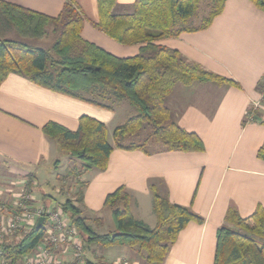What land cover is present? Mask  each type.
<instances>
[{
  "label": "trees",
  "instance_id": "obj_1",
  "mask_svg": "<svg viewBox=\"0 0 264 264\" xmlns=\"http://www.w3.org/2000/svg\"><path fill=\"white\" fill-rule=\"evenodd\" d=\"M250 1L264 12V0ZM226 2L210 0L207 13L196 20L201 0H135L134 10L128 14L114 13L118 0H98L99 18L93 25L120 44L140 45L138 53L121 57L82 36L86 17L75 0H67L57 16L0 0L5 22L22 37L44 39L51 27L54 34L50 49L0 39V86L11 73H16L43 88L106 110L113 111L116 104L127 101L137 111L114 129L112 140L106 123L85 114L79 117L75 130L54 121L42 128L60 151L82 162L67 168L66 175L74 177L78 184L75 197H68L56 207L77 227L85 252L94 243L105 247L129 245L139 247L148 263L162 264L180 232L191 221L204 222L191 206L171 202L151 185L157 221L150 227L133 216L131 193L122 185L104 201V206L112 210L115 230L100 234L83 215L88 181L82 177L93 168L104 171L117 148L141 150L148 155L161 151H205L202 138L173 119L166 105L167 96L177 83L240 85L160 41L209 28ZM258 88L264 98V77ZM253 121L264 124L256 107L247 111L243 125ZM257 156L264 160V143ZM31 183L30 180L28 187ZM94 221L103 223L102 218ZM44 232V227L38 229L35 225L21 233L19 239L2 243V258L18 264L38 247ZM111 263L103 257L92 259L85 254L83 264ZM214 264H264L263 205H258L248 217L241 216L236 206H229L225 223L217 230Z\"/></svg>",
  "mask_w": 264,
  "mask_h": 264
},
{
  "label": "crops",
  "instance_id": "obj_2",
  "mask_svg": "<svg viewBox=\"0 0 264 264\" xmlns=\"http://www.w3.org/2000/svg\"><path fill=\"white\" fill-rule=\"evenodd\" d=\"M5 1L57 16L67 0ZM75 1L86 17L82 31L85 39L117 56L138 53L140 45L120 44L93 25L99 18L98 0ZM134 3L135 0H118L114 13H131ZM0 28L2 32L15 31L8 24H1ZM24 39L37 43L34 38ZM160 43L235 80L240 87L215 82L181 83L182 86L177 83L167 96L166 105L182 128L202 138L205 151H161L148 155L141 150L117 148L104 171L89 170L92 176L84 179L88 181L85 205L97 210L104 206L109 193L125 185L137 205H146L151 199L153 208L151 185H155L171 202L191 206L204 218L203 223L191 221L180 232L162 264H214L217 230L225 223L229 206H236L243 217L253 214L258 205L264 206V160L257 156L264 143V124L253 121L243 125L251 107H256L258 117L264 119V98L258 88L264 77V12L250 0H227L223 12L209 28ZM84 114L108 126L116 118V109L106 110L48 90L16 73L7 77L0 86V206L12 207L30 180L31 185L37 186L42 169L52 167L59 176L60 150L42 128L54 121L75 130ZM70 159L68 162L76 164V160ZM14 178L16 183H7ZM45 198L43 195L42 199ZM34 204L49 207L38 204L37 196ZM131 210L135 218L155 226L156 216L150 209L137 215L131 201ZM130 249L141 264L144 252ZM85 254L90 257L87 251Z\"/></svg>",
  "mask_w": 264,
  "mask_h": 264
},
{
  "label": "rangeland",
  "instance_id": "obj_3",
  "mask_svg": "<svg viewBox=\"0 0 264 264\" xmlns=\"http://www.w3.org/2000/svg\"><path fill=\"white\" fill-rule=\"evenodd\" d=\"M209 1L210 0H201V5L198 11L197 18H195L196 20L201 19L207 13L209 9ZM1 19H4V17L0 12V23L6 26L7 23H4V21L1 22ZM0 37L17 40L32 47H42L44 49H50L52 46L54 34L52 33V27H51L49 29V35L46 38H44L43 40L35 39L37 43H34L33 39H24L20 37L15 31L2 32L0 28ZM180 84L181 83H178V86H182ZM115 109H116V118L108 125L111 140H112V132L114 131V129L118 125L123 124L129 117L135 115L137 112L136 109L127 101L119 102L118 104L115 105ZM70 158L71 157L69 155L60 151L58 157L59 161H57L60 162V166L58 168L60 173L59 176H57L53 172L54 169L52 167L44 168L42 169V172L38 176V185L35 187L33 185H31V187H28V185L27 187L24 186V188L21 189L20 193H22L24 190H27L29 193L32 194L33 197L37 196L38 204L41 203L44 205H48L49 207H56L60 205V203L65 201L68 197L74 198L75 193L78 190V184L74 177H70L66 175L67 168L80 166L82 162L78 159H74L76 160V164H77L76 165L74 164V162H68L71 160ZM93 170L94 172H96L99 169L93 168ZM91 176H92V172L89 171V172H85L84 178L83 177L82 178L88 179ZM15 180L16 178H14L12 182L11 179V182L9 180L7 181V183L9 182L14 184L16 183ZM1 190L4 191L3 187ZM160 192L164 194V192L161 191V189ZM43 195L46 197L45 199H42ZM19 196L20 194H18L17 197L15 198V202L16 200L19 199ZM132 207L134 209V213H136L137 215H143L145 211L150 209L152 214L156 216L152 208L151 199L148 200V204L146 203V205L144 204V202L143 205L142 203L140 205H137L136 201L132 200ZM83 215L89 218L90 220L89 222L94 227L95 231H97L100 234L110 233L115 230V221L113 218V213L112 210L108 207L100 206L99 208H97V210H93V208L90 205H88V207L85 206L83 208ZM95 218H102L103 223L102 224L97 223L96 221H94ZM130 248L131 246L129 245L105 247L101 244L94 243L91 245V249L87 252L89 253L90 258L92 259H98L99 257H103L105 261L112 262L113 260L118 258H125V259L127 258L131 261V264H140L139 261L137 260V256H133L131 254ZM135 248L136 250H140L139 247H135ZM139 258L144 259L142 258V256H140ZM141 264H151V263H148L144 259V261H142Z\"/></svg>",
  "mask_w": 264,
  "mask_h": 264
},
{
  "label": "built area",
  "instance_id": "obj_4",
  "mask_svg": "<svg viewBox=\"0 0 264 264\" xmlns=\"http://www.w3.org/2000/svg\"><path fill=\"white\" fill-rule=\"evenodd\" d=\"M40 217L45 218L43 238L18 264H83L85 250L77 227L60 208L35 205L34 197L27 190L20 193L12 207L0 206V264H12L2 258V243L19 239L21 233L37 225ZM111 264L130 263L118 258Z\"/></svg>",
  "mask_w": 264,
  "mask_h": 264
},
{
  "label": "water",
  "instance_id": "obj_5",
  "mask_svg": "<svg viewBox=\"0 0 264 264\" xmlns=\"http://www.w3.org/2000/svg\"><path fill=\"white\" fill-rule=\"evenodd\" d=\"M45 218L44 217H40L38 219V222H37V228L39 229L41 226H42V223L44 222Z\"/></svg>",
  "mask_w": 264,
  "mask_h": 264
}]
</instances>
